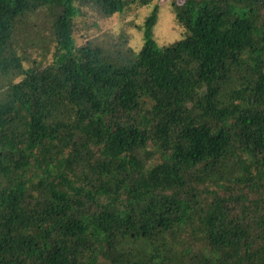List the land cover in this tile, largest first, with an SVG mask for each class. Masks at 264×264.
I'll return each instance as SVG.
<instances>
[{"label": "trees", "instance_id": "trees-1", "mask_svg": "<svg viewBox=\"0 0 264 264\" xmlns=\"http://www.w3.org/2000/svg\"><path fill=\"white\" fill-rule=\"evenodd\" d=\"M179 1L180 39L156 43L154 9L139 50L118 54L73 25L127 0H0V74L17 81L0 95V264H75L80 246L109 239L113 253L120 237L128 264H148L188 219L196 236L159 264H264V0ZM43 7L51 45L36 55L18 29ZM148 144L158 163L136 156Z\"/></svg>", "mask_w": 264, "mask_h": 264}, {"label": "rangeland", "instance_id": "rangeland-1", "mask_svg": "<svg viewBox=\"0 0 264 264\" xmlns=\"http://www.w3.org/2000/svg\"><path fill=\"white\" fill-rule=\"evenodd\" d=\"M128 3L125 6L123 11H115L108 16L100 15L91 9H87L86 7L81 8V15H77L74 19L73 25V33L76 42L80 43L81 40L88 41L93 46H100L104 50L116 51L118 54H122L127 46H131L133 50H139L143 41V30H144V21L145 18L150 14V12L156 9V19L152 28V37L155 39L156 43L160 46L171 44L183 36V28L177 23L174 13L172 11L173 5L179 0H127ZM57 9V8H56ZM52 16H54L53 12L48 7H43L37 11L32 12L26 18V25L19 26V34H30L32 37L30 40L29 46L32 51H37L36 55L40 54V50L51 45L48 37H46V32L49 30L52 24ZM36 32H40L42 34H35ZM28 46L27 44L22 47ZM107 47V48H104ZM112 52V53H113ZM27 62L23 64L29 67L32 58L27 59ZM29 65V66H28ZM15 72H10L6 76L0 74V87H3L1 94L2 95L8 84L17 82L12 81V77ZM21 80V79H20ZM140 80L135 78L136 90L134 92V96L131 100H133L134 105L139 106L141 93L139 90ZM164 98H166L164 96ZM58 106H56L57 113H59V117H64L67 112L66 110L71 111L72 102H69L64 97H59ZM155 147L152 144L145 145L142 148H139L136 152V156L144 157V154L147 151H150L152 155L148 161V164H155L160 161V156L155 154ZM148 154V153H147ZM146 154V155H147ZM133 155V151H132ZM158 156V157H157ZM131 158V157H130ZM223 172L230 171V168H223ZM188 177L191 179L195 174V170L189 171ZM118 176V175H117ZM193 180V179H192ZM211 181L212 178L209 177ZM168 182H171V177L168 178ZM209 187L212 186V183H207ZM211 185V186H210ZM204 196V194H203ZM201 203L197 204L199 206V211L202 209L201 206L205 202V199L199 197ZM155 204L153 202L150 203L149 206L144 209L149 211V213L153 212ZM143 209V210H144ZM18 217L20 220L25 217V214H19ZM116 222V221H114ZM153 224L152 222H150ZM191 220H187L185 231L182 230V225L177 226L175 229L165 232L162 235V245H159V250L154 249L150 254V259L148 260V264H159L160 262L170 258L171 256H175L180 253L182 250V238L188 239L189 234H193L196 236L198 231L197 223L192 230V226H189ZM188 224V225H187ZM157 231L158 228H155ZM189 241V240H188ZM127 242L125 237H120L118 239L119 248L112 253L111 250V241L109 239H103L98 243L90 244L89 247L83 246L79 247V251L75 256V264H103L100 259L106 260L109 264H117L116 257L121 258V264H128L129 250L126 247H121L123 244ZM198 243V242H197ZM63 245V244H62ZM158 246V243L155 244V247ZM195 250V244L193 245ZM196 247L201 248L199 243L196 244ZM81 251V252H80ZM100 253H97V252ZM199 251L207 255L206 250L199 249ZM203 264V263H202ZM209 264V263H208Z\"/></svg>", "mask_w": 264, "mask_h": 264}]
</instances>
